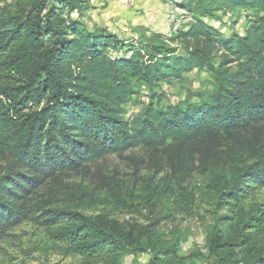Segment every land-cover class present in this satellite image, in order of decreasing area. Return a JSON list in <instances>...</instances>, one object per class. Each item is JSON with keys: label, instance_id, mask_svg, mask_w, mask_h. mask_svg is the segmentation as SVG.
Here are the masks:
<instances>
[{"label": "trees", "instance_id": "1", "mask_svg": "<svg viewBox=\"0 0 264 264\" xmlns=\"http://www.w3.org/2000/svg\"><path fill=\"white\" fill-rule=\"evenodd\" d=\"M178 1L193 18L187 28L168 43L159 35L125 43L81 23L80 0H0V243L44 209L34 196L47 184L76 175L108 192L115 181L98 168L109 158L162 175L186 204L181 185L214 169L230 167L229 181L216 175L209 183L227 207L264 189V0ZM218 8L251 14L242 35L224 39L205 23ZM195 70L209 73L211 91L160 106L154 89ZM244 156L252 162L234 166ZM263 220L240 225L258 229ZM42 225L69 253L97 264L146 252L147 264H174L183 243L162 245L152 225L140 232L72 212L54 211ZM243 264H264V245Z\"/></svg>", "mask_w": 264, "mask_h": 264}, {"label": "rangeland", "instance_id": "2", "mask_svg": "<svg viewBox=\"0 0 264 264\" xmlns=\"http://www.w3.org/2000/svg\"><path fill=\"white\" fill-rule=\"evenodd\" d=\"M80 1L85 7L81 23L88 29H106L125 43L147 42L155 35L168 43L167 37L187 28L193 21L179 8L178 0ZM250 15L242 10L218 8L204 21L222 38L228 39L243 34ZM210 91L211 79L206 70L192 71L181 81L163 82L154 89L163 97L162 107L174 105L186 95ZM141 93L147 94L148 90L141 89ZM139 109V106L130 108L128 115ZM251 162L244 156L234 166ZM98 170L104 178L115 181L108 192L94 190L95 184L90 177L76 175L63 177L40 190L34 197L41 201L40 204H47L33 215V220L11 230L0 243V264H97L69 253L65 246L53 239L54 230L42 223L54 211L99 217L126 225L127 229H142L140 232L152 225L156 238L166 247L174 240H183L172 258L174 264H243L248 256L258 253L264 245V222L258 229L240 225L242 219L264 218V189L257 190L243 203L227 207L220 203L217 192L209 188L216 175L229 181L230 167L214 169L205 175H193L181 185L190 199L187 204L182 191L175 185L165 186L159 181L162 175H155L153 170L140 164L134 167L127 160L109 158ZM83 193L87 196L83 197ZM246 235L251 241L243 244ZM141 241H145V237ZM224 252L229 255L223 259L219 255ZM149 259L148 252L125 255L122 263L147 264Z\"/></svg>", "mask_w": 264, "mask_h": 264}]
</instances>
